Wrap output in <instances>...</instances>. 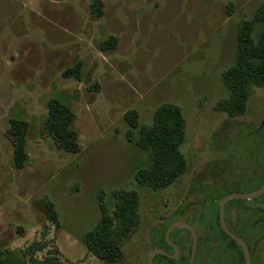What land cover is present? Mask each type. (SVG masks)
Returning a JSON list of instances; mask_svg holds the SVG:
<instances>
[{
	"label": "rangeland",
	"instance_id": "rangeland-1",
	"mask_svg": "<svg viewBox=\"0 0 264 264\" xmlns=\"http://www.w3.org/2000/svg\"><path fill=\"white\" fill-rule=\"evenodd\" d=\"M95 1L0 0V264H28L26 251L39 242L47 246L39 258L58 251V264H105L86 248V234L100 219V202L112 213L114 194L125 189L140 196V223L123 245L124 264H147L154 248L168 250L165 232L176 221L199 234L194 264H207L211 235L224 241L220 199L264 181V86H250L245 112L217 108L228 96L222 77L234 63L239 27L264 0H103L101 16ZM111 37L117 46L103 52ZM78 63L79 79L63 76ZM53 98L76 114L79 154L59 149L44 130ZM166 103L186 119L187 169L152 190L136 179L150 156L127 140L126 114L150 124ZM11 119L29 125L23 169L6 134ZM48 201L58 226L46 218ZM259 203L264 219V196L229 205L232 223L243 222L252 264H264V222L255 228L243 212ZM171 240L181 245L177 263L188 264L190 233L175 229ZM221 251L226 264H244L236 249Z\"/></svg>",
	"mask_w": 264,
	"mask_h": 264
},
{
	"label": "trees",
	"instance_id": "trees-1",
	"mask_svg": "<svg viewBox=\"0 0 264 264\" xmlns=\"http://www.w3.org/2000/svg\"><path fill=\"white\" fill-rule=\"evenodd\" d=\"M103 3V0H96L94 3L98 16L103 14ZM232 7V3L226 5L229 16L233 14ZM117 43V37H111L102 42L101 50L105 52L114 49ZM81 67V63H78L64 70L63 76L79 79ZM222 81L228 96L218 102L217 108L230 115L245 112L251 85L264 86V3L251 19L241 23L235 60L224 73ZM75 118L76 114L71 106L56 98L49 100L44 130L59 149L69 154H79L82 151L79 132L74 127ZM126 120L129 125L127 140L150 156L148 166L136 176L138 183L152 190L164 189L175 183L187 169L182 152L187 123L182 109L176 104L166 103L156 109L150 124L142 125L136 111L128 112ZM28 127L26 121L11 119L7 129L6 134L14 147V164L17 169H23L28 161L25 149ZM114 199L112 213L104 202H100V219L86 234V248L105 264L124 262L123 245L140 223V196L136 191L121 190L114 194ZM45 215L52 224H60L56 205L52 201L45 203ZM20 230L24 235L25 231ZM46 247L43 242L30 246L26 251L28 264H58V251L44 258L38 257V253L43 252ZM168 264L178 263L168 260Z\"/></svg>",
	"mask_w": 264,
	"mask_h": 264
},
{
	"label": "flooded vegetation",
	"instance_id": "flooded-vegetation-1",
	"mask_svg": "<svg viewBox=\"0 0 264 264\" xmlns=\"http://www.w3.org/2000/svg\"><path fill=\"white\" fill-rule=\"evenodd\" d=\"M252 141V140H251ZM259 175L256 173L255 174V178L258 177ZM252 180V179H251ZM264 181L261 183V185L257 188H254L253 187V190H251V192L249 193H252V192H255V191H258L262 185H263ZM228 194H231L230 192L227 193L226 195H224L220 201L225 197L227 196ZM246 194V193H244ZM264 196V193L258 197H255V198H252V199H233V200H229L226 202L225 204V218H224V222H225V226L227 227V229L232 233L234 234L236 237L242 239L247 247H248V250H249V253H250V258H251V262H252V251H251V246L249 244V242L247 241L246 238H244V236L242 235V224L243 222L241 221H237L236 223H232V221L230 220L229 218V205H230V202L232 201H235V202H243V201H248V200H257V199H260ZM260 207L259 209L258 208H254V209H251L250 210V213H246L243 212L244 215H246V218H243L244 220H248L249 221V224L253 223L252 225L255 226V228H257V226L259 224H262L264 222V219H262V217L260 216L262 214V203H259ZM219 207H220V202H219ZM244 210H246V208H244ZM259 215V218H257V216ZM186 223V222H185ZM193 228V227H192ZM178 229V228H177ZM187 232L190 233L191 235V238H192V245H191V250H190V257H189V261H188V264L190 263V259H191V254H192V249H193V236L191 234V232L184 228ZM194 229V228H193ZM218 229L219 231L221 232V235L222 237L224 238V241H223V244L225 245H228V247L230 249H236V251L240 254V256L243 258L244 260V264H246V261H245V253H244V250L242 248V246L235 240L233 239L228 233L225 232V230L222 228V225H221V221H220V217H219V212H218ZM223 232H222V231ZM174 231V230H173ZM172 231V232H173ZM195 231V230H194ZM166 233V232H165ZM196 233V231H195ZM172 234V233H171ZM197 235V247H196V251H195V255H194V261H193V264L195 263V260L196 258L199 256V250H200V241H199V234L196 233ZM213 236L214 235H211L212 237V240L210 241L209 245H208V252H207V259H209V261L207 262V264H226V261L223 260V252L221 251V246L222 245H218V243H216V241L213 239ZM165 238V236H164ZM170 240H171V235H170ZM171 242L173 244H175L177 247H178V255L176 258H171L169 256H174L175 255V249L173 246H171L166 238H165V245L167 246L168 250L171 249V252H169L168 250H166L165 248H158V249H162L164 252L167 253V255H162V254H159V255H155L154 258H153V264H156V261H161L160 264H168V260H175V261H178L180 260V257H181V245L179 242H174L171 240ZM234 242L236 244H234ZM156 249V248H154ZM153 249V250H154ZM204 263V262H203ZM147 264L148 263V257H147Z\"/></svg>",
	"mask_w": 264,
	"mask_h": 264
},
{
	"label": "water",
	"instance_id": "water-1",
	"mask_svg": "<svg viewBox=\"0 0 264 264\" xmlns=\"http://www.w3.org/2000/svg\"><path fill=\"white\" fill-rule=\"evenodd\" d=\"M263 193H264V183H263L262 187L258 191H255V192H252V193H246V194L231 193V194H228L227 196H225L220 201L219 217H220L222 228L225 230L226 233H228L233 239H235L242 246V248L244 250V253H245L246 264H252L248 247H247L246 243L242 239H240V238L236 237L234 234H232L227 229V227L225 226V222H224V218H225V204L229 200H233V199H252V198H255V197H258V196L262 195ZM177 228H186V229H188L191 232V234L193 236V249H192L191 259H190V263H189V264H193L194 255H195V251H196V247H197V235H196L194 229L189 224H187L185 222H182V221H176V222L172 223L166 230L165 238H166L167 242L171 246H173L174 249H175V255L174 256H169V257L176 258L177 255H178V252H179L178 251V247L175 244H173L171 242V240H170V235H171L172 231L177 229ZM159 254L167 255V253L164 252L162 249L156 248L149 254L148 263L149 264H153L154 256L155 255H159ZM120 264H124V263H120Z\"/></svg>",
	"mask_w": 264,
	"mask_h": 264
}]
</instances>
